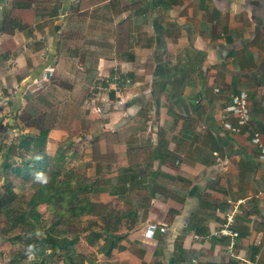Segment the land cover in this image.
<instances>
[{"label": "crops", "instance_id": "0c3cea01", "mask_svg": "<svg viewBox=\"0 0 264 264\" xmlns=\"http://www.w3.org/2000/svg\"><path fill=\"white\" fill-rule=\"evenodd\" d=\"M9 1L30 15L0 35L10 61L50 58L28 69L29 83L51 72L58 91L90 94L71 126L89 149L109 147L111 162L94 163L105 176L98 195L112 191L131 209L122 219H133L117 228L127 252H112L127 254L124 264H264V167L251 133L224 132L218 115L230 95L246 94L264 139V0ZM227 201L241 202L234 238L214 235ZM148 224L164 232L144 237Z\"/></svg>", "mask_w": 264, "mask_h": 264}, {"label": "rangeland", "instance_id": "374dc122", "mask_svg": "<svg viewBox=\"0 0 264 264\" xmlns=\"http://www.w3.org/2000/svg\"><path fill=\"white\" fill-rule=\"evenodd\" d=\"M15 2L9 0H0V22L2 18L12 8L11 6ZM23 27V25H22ZM18 36L16 43L18 44V51H22V45L24 44L22 36ZM43 45V44H42ZM6 44L0 41V145L4 149L15 148L19 139L28 137L34 139L38 131L41 129H47L48 135L44 141V155L46 161V170L44 173H37V180H28L27 182H21L17 177L10 176L12 183V191L15 194V201L11 204L13 214L18 215L28 211L27 203L30 197L35 193L36 187L45 182L49 171L54 169V157L59 152L62 153L65 163L62 164V172L58 176V181H64L67 176L64 172H72L74 175L86 179V181L94 182L100 178V169L94 167V163L90 159L89 145L86 141H79L76 139V134L79 133L81 128L76 129V122L71 126V123L76 118L75 107L79 109L84 100L89 97V92H71L68 90L58 91L57 85H54L52 81L51 72L50 76L46 79L41 73L36 81H31V75L28 71V67L24 68L26 62L10 61L11 53H6ZM12 47V45L7 44ZM31 46L29 45V48ZM46 47V46H45ZM15 56V53H13ZM47 51L42 56V60H34V66L30 68L31 71H35L37 67L46 65V62L50 59L47 58ZM36 63V64H35ZM26 65V64H25ZM36 65V66H35ZM22 70V73H20ZM17 73L14 76V73ZM34 80V79H32ZM77 95L76 102L74 97ZM81 110V109H79ZM83 115V110L80 112ZM76 121V119H75ZM39 125H42L41 128ZM82 125V124H81ZM71 126V127H70ZM58 131L60 133H58ZM82 132V130L80 131ZM76 133V134H75ZM95 134V133H93ZM76 144V146H75ZM11 149V157L9 162H12L16 167V164L32 163L30 156L24 154L23 156L17 155L14 149ZM17 151V150H16ZM71 153H76L77 157L74 158ZM37 153H35L36 155ZM91 163V164H90ZM104 164V163H101ZM106 166V165H104ZM103 166V167H104ZM101 167V166H100ZM105 167L102 171H107ZM95 174V175H94ZM105 176H102L100 182L105 181ZM3 183L0 180V193L3 192ZM97 184V183H96ZM97 184L93 189V195L81 196L80 201L83 200L86 204H95L94 213L89 216L74 218L70 212L60 211L63 214V221L60 225H56V229L63 232L67 239L72 236L78 238L77 243L74 245L73 250L81 257V264H124L123 257H118L116 252H112L111 256L106 258L101 253V247L104 243L103 239L93 241L92 245L87 244L85 237L88 232H101L102 228H106L108 231L115 235H125L124 232L118 233L117 228L125 227L126 224L133 223V219H122L123 214L130 213L127 206L121 205L116 201L113 195L110 194L108 199L102 197L99 194L102 184ZM133 200V199H131ZM73 205H80L79 202L73 201ZM82 203V202H80ZM136 204V203H135ZM134 205L129 207L133 208ZM139 204V203H138ZM56 209V208H55ZM52 208L49 209L45 204H38L36 206L37 214L39 215V223L35 225L38 240L36 245H44L39 239L44 236V233L49 231V227L55 223V216L52 213ZM61 210V209H59ZM122 212V213H121ZM99 213V214H98ZM121 215V217H117ZM120 213V214H119ZM101 214V215H100ZM108 214V215H106ZM106 215V217H103ZM131 217V216H128ZM118 218V220H116ZM4 226L3 217L0 216V264H6L9 260H18L19 264H30L35 262L37 256L29 254L30 246L25 243L26 234L29 227H18L8 234H2V227ZM28 232V233H27ZM14 237H19L17 240H13ZM125 237V236H124ZM130 252V250H129ZM50 250L45 251V255L50 254ZM40 259V258H39ZM42 264H68L63 258L58 259L51 257H41Z\"/></svg>", "mask_w": 264, "mask_h": 264}, {"label": "trees", "instance_id": "16d2710c", "mask_svg": "<svg viewBox=\"0 0 264 264\" xmlns=\"http://www.w3.org/2000/svg\"><path fill=\"white\" fill-rule=\"evenodd\" d=\"M81 0H79L80 2ZM111 1V0H109ZM101 2V0H98ZM96 4L95 1H91L88 4L77 5L78 9L87 8ZM12 8L9 12L2 18L0 22V35L12 36L16 30H21L22 25H27L28 15L27 5L13 4ZM125 8H120L119 12L124 11ZM48 135L47 129H41L38 131L37 135L34 139L28 138L27 136L19 139L18 145L13 148L14 152H17V155L23 156L27 154L30 156L32 163H19L16 164V167L12 162H9V158L11 157V149H4L3 146L0 145V180L3 183V192L0 193V216L3 217L4 226L2 227V234L6 235L10 231L18 228V227H29L28 232L30 234H26L25 243L30 246L29 254H34L37 256L35 262L30 264H42L41 257L51 258L54 257L58 259L59 257L63 258L68 264H81V259L83 257L77 255L73 250L74 245L77 243L78 238L76 236H72L67 239L66 235L56 229V225H60L63 221V214L60 211L70 212L74 218H81L85 216H89L94 213L95 204H86L81 199L85 196L92 194L94 188V182L89 183V181L83 180V178L74 175L72 172H64L67 178L64 181H58L57 178L60 173H63L61 170L62 164L65 163L66 158L62 157V153L56 154L54 157V169L49 171L47 175V179L45 182L41 183L38 187H36L35 193L30 197L27 203V212H23L18 215H14L13 209L10 207L11 204L15 201V194L13 193L12 183L10 180V176L17 177L21 182L37 180V173H44L46 170V161L44 155V141ZM108 134L105 133L104 137H107ZM91 153L90 159L92 162L106 163L109 164L111 161L108 160L107 157L111 155L109 147H106V151L103 155H101L97 149L96 143L91 144ZM17 150V151H16ZM35 153H37L35 155ZM73 156V155H72ZM128 166L130 163L129 154L126 156ZM114 161V160H113ZM147 162V161H145ZM110 191V190H108ZM113 194L112 191L109 192ZM73 201L79 202L80 205H73ZM82 202V203H80ZM45 204V206L54 213L55 223L49 227V231L44 233L43 237H40V241L44 245H36V241L38 240V235L36 233V226L39 223V215L36 211V206L38 204ZM76 204V203H74ZM56 208V209H55ZM61 209V210H59ZM99 214V213H98ZM116 214V213H115ZM97 215V214H96ZM101 215V214H100ZM108 215V214H106ZM104 215L101 218L106 217ZM117 216V214H116ZM121 217V215H118ZM117 216V217H118ZM118 220V218H116ZM27 232V233H28ZM125 235L118 236L112 234V232L108 231L106 228H102L101 232H88L85 241L87 244L92 245L93 241L104 240V243L101 247V253L104 257L108 258L112 251H117L119 253L127 252L128 247L126 245H121L122 241L125 240ZM19 237H14L13 240H17ZM179 249V239L174 241V249ZM50 250V254L45 255L46 250ZM40 258V259H39ZM6 264H19L18 260H9ZM152 264H160V263H152Z\"/></svg>", "mask_w": 264, "mask_h": 264}, {"label": "built area", "instance_id": "2783aa9c", "mask_svg": "<svg viewBox=\"0 0 264 264\" xmlns=\"http://www.w3.org/2000/svg\"><path fill=\"white\" fill-rule=\"evenodd\" d=\"M114 79V78H113ZM221 119V129L230 134L236 135L240 133L250 132V144L257 152V162L264 167V139L260 133L251 126V114L249 111V103L247 96L244 93L232 94L229 97V104L219 112ZM228 118L234 119L233 123L228 122ZM230 210L226 213L223 225L219 228L214 235L218 237L234 238L236 233L232 231L233 215L237 211V207L241 204L240 201L230 203ZM157 230L158 233L164 232V227H158L155 224H148L145 229V236H151Z\"/></svg>", "mask_w": 264, "mask_h": 264}, {"label": "water", "instance_id": "95a60500", "mask_svg": "<svg viewBox=\"0 0 264 264\" xmlns=\"http://www.w3.org/2000/svg\"><path fill=\"white\" fill-rule=\"evenodd\" d=\"M46 77H47V75H46Z\"/></svg>", "mask_w": 264, "mask_h": 264}]
</instances>
